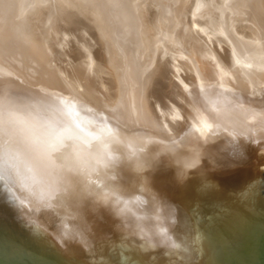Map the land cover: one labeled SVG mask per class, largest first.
I'll use <instances>...</instances> for the list:
<instances>
[{"label":"bare ground","instance_id":"obj_1","mask_svg":"<svg viewBox=\"0 0 264 264\" xmlns=\"http://www.w3.org/2000/svg\"><path fill=\"white\" fill-rule=\"evenodd\" d=\"M259 157L264 0H0V171L64 257L204 264L174 196Z\"/></svg>","mask_w":264,"mask_h":264},{"label":"water","instance_id":"obj_2","mask_svg":"<svg viewBox=\"0 0 264 264\" xmlns=\"http://www.w3.org/2000/svg\"><path fill=\"white\" fill-rule=\"evenodd\" d=\"M260 161L259 157L255 166L251 160V165L236 171L238 176L244 169L238 183L242 187L236 186L237 182L232 186L191 179L188 189L174 196L178 207L190 216L196 249L203 251L200 260L204 264H264V162ZM17 204L0 171V264H84L58 252L33 219L26 224L18 212L21 209L14 208ZM225 227H236L239 233L230 237L223 231ZM114 240L106 251L111 257L119 255L113 257L115 263L142 264L137 260L143 257L121 251L123 239ZM213 241L217 243L214 248ZM223 255L226 263L219 260Z\"/></svg>","mask_w":264,"mask_h":264},{"label":"rangeland","instance_id":"obj_3","mask_svg":"<svg viewBox=\"0 0 264 264\" xmlns=\"http://www.w3.org/2000/svg\"><path fill=\"white\" fill-rule=\"evenodd\" d=\"M250 15H251V18H258L259 17V8L255 5V4H252L251 5V9H250Z\"/></svg>","mask_w":264,"mask_h":264}]
</instances>
